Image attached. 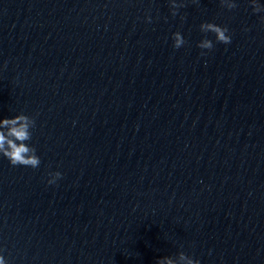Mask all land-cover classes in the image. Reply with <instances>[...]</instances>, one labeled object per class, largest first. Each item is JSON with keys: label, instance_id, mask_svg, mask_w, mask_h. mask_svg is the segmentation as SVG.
Segmentation results:
<instances>
[{"label": "water", "instance_id": "1", "mask_svg": "<svg viewBox=\"0 0 264 264\" xmlns=\"http://www.w3.org/2000/svg\"><path fill=\"white\" fill-rule=\"evenodd\" d=\"M177 2L0 0V119L41 161L0 155L6 264H264V12Z\"/></svg>", "mask_w": 264, "mask_h": 264}, {"label": "clouds", "instance_id": "2", "mask_svg": "<svg viewBox=\"0 0 264 264\" xmlns=\"http://www.w3.org/2000/svg\"><path fill=\"white\" fill-rule=\"evenodd\" d=\"M172 15L176 16L180 8L184 7L182 2L177 0H169ZM222 7L232 10L237 7L234 0H220ZM252 10L254 13L264 12V6L259 4L257 0H250ZM148 22H151V17H146ZM183 19V17H181ZM261 21L264 22V16H261ZM200 30L204 33H213L216 41L223 44L231 43V36L228 34L227 27H221L215 23L205 22L200 25ZM173 47L179 49L185 45L186 41L180 32L173 34ZM200 49L211 50L214 45L208 39H202L198 45ZM206 53L201 52V55ZM35 127V120L23 113L15 115L12 118L0 119V155L7 158L12 166H26L31 168L39 167L41 161L36 154L35 147L31 146L28 141L32 138L31 129ZM51 179L49 184H54L56 180L60 179L62 174L60 172L49 173ZM0 264H6L5 257L0 255ZM156 264H200V261L193 257L186 255L181 251L177 257H163L156 261Z\"/></svg>", "mask_w": 264, "mask_h": 264}]
</instances>
